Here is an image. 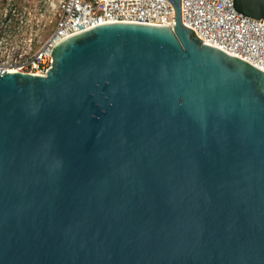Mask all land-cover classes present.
Returning <instances> with one entry per match:
<instances>
[{"label":"water","instance_id":"obj_1","mask_svg":"<svg viewBox=\"0 0 264 264\" xmlns=\"http://www.w3.org/2000/svg\"><path fill=\"white\" fill-rule=\"evenodd\" d=\"M167 1L0 72V264H264V70Z\"/></svg>","mask_w":264,"mask_h":264},{"label":"built area","instance_id":"obj_2","mask_svg":"<svg viewBox=\"0 0 264 264\" xmlns=\"http://www.w3.org/2000/svg\"><path fill=\"white\" fill-rule=\"evenodd\" d=\"M182 3L183 23L195 29L202 42L264 70V18L240 12L235 0H182ZM110 22L174 26L175 15L167 0H59L55 28L36 49L30 41L24 53L15 56L5 30L0 29V72L46 74L52 64L53 49L61 40Z\"/></svg>","mask_w":264,"mask_h":264},{"label":"rangeland","instance_id":"obj_3","mask_svg":"<svg viewBox=\"0 0 264 264\" xmlns=\"http://www.w3.org/2000/svg\"><path fill=\"white\" fill-rule=\"evenodd\" d=\"M58 2L0 0V29L5 30L4 35L8 37L15 56L24 53L30 41L33 49L38 48L51 34L55 28Z\"/></svg>","mask_w":264,"mask_h":264}]
</instances>
